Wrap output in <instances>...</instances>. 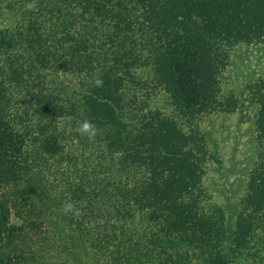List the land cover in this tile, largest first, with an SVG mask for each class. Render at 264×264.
I'll return each instance as SVG.
<instances>
[{
    "label": "trees",
    "instance_id": "16d2710c",
    "mask_svg": "<svg viewBox=\"0 0 264 264\" xmlns=\"http://www.w3.org/2000/svg\"><path fill=\"white\" fill-rule=\"evenodd\" d=\"M29 3L0 0V264H264V78L246 82L257 155L234 202L202 205L192 124L238 111L215 63L260 40L264 0Z\"/></svg>",
    "mask_w": 264,
    "mask_h": 264
},
{
    "label": "rangeland",
    "instance_id": "374dc122",
    "mask_svg": "<svg viewBox=\"0 0 264 264\" xmlns=\"http://www.w3.org/2000/svg\"><path fill=\"white\" fill-rule=\"evenodd\" d=\"M261 33L260 40L252 44L235 43L226 48L220 46L222 61L227 65L222 67L221 64L215 63V71L219 76L217 99L221 102L230 98V101L237 105L238 111L224 113L216 107L213 110L208 109L209 111L192 122L196 131L204 134L203 149L205 156H210V159L205 157L203 163V196L206 194L210 197V201H202L204 207L210 203L222 205L224 202H234L235 196L241 195L249 173L255 167L257 152L253 144L254 133L250 122L256 113L257 103L248 101L250 93L248 88L246 89V82L249 78H264V31ZM154 93L150 99V107L163 114H169L164 95L158 91ZM186 128L182 127L181 130L187 132L189 129ZM192 151L195 152V149ZM163 167L165 165L159 170ZM229 197L234 201H228Z\"/></svg>",
    "mask_w": 264,
    "mask_h": 264
},
{
    "label": "clouds",
    "instance_id": "9594fccd",
    "mask_svg": "<svg viewBox=\"0 0 264 264\" xmlns=\"http://www.w3.org/2000/svg\"><path fill=\"white\" fill-rule=\"evenodd\" d=\"M26 8L28 10H34L36 8V0H32V3L27 4ZM93 83L95 84L96 87L103 86V80L100 78H96L93 81ZM64 119H71V117L61 116L58 118V120H64ZM75 131L80 135H86L89 139H94L98 134L99 130L92 121L85 119L78 123L77 127L75 128ZM77 203L78 202L66 200L61 205L60 211L64 215L71 214L74 217H80L82 215V209L77 207Z\"/></svg>",
    "mask_w": 264,
    "mask_h": 264
}]
</instances>
